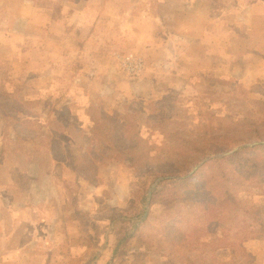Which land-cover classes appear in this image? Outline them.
Returning a JSON list of instances; mask_svg holds the SVG:
<instances>
[{"label":"crops","instance_id":"0c3cea01","mask_svg":"<svg viewBox=\"0 0 264 264\" xmlns=\"http://www.w3.org/2000/svg\"><path fill=\"white\" fill-rule=\"evenodd\" d=\"M188 1L193 6L200 0ZM201 1L197 11L187 9L186 0H159L153 15L149 14L151 8H145L140 21L148 29L153 27L148 30L149 37L136 30L131 25L133 21L117 18L110 10L106 19L101 12L94 16L78 7L75 10L67 0L46 2L44 8L32 2V33L21 38L22 46L13 48L11 37L6 45H0V264H166L163 257L146 252L135 237L140 220L145 217L130 218L129 225L134 228L130 226L132 230L127 233L122 223L125 218L121 216L131 208L111 206L110 199L105 197L109 194L106 186L83 181L87 186L79 189L76 177L67 169L68 160L58 157L54 146H43L39 141L48 138L54 120L59 119L45 107L51 108L56 102L58 108L62 106L64 94L59 98L61 93L55 94L56 90L69 85L79 88L76 80L88 53L98 64L93 69L99 65L101 68L103 62L111 70L116 47L130 46L131 52L136 50L148 64L140 81L152 79L161 71L154 86L161 91L166 86L182 89L185 82L206 75L229 77L248 73L264 77V3L230 12V0ZM88 27L91 30L86 40ZM94 38L104 52L84 51ZM9 51L32 56V83L26 82L30 76L28 70H23L27 67L25 60L19 55L12 58ZM73 68L77 70L70 74ZM89 81L85 92L71 100L70 115L80 118L75 125L88 123L83 104L90 99L95 101L89 97L94 80ZM116 84V99L124 96L134 101L130 82L121 79ZM31 86L29 95L24 89ZM19 93L32 101V135L39 136L32 140V177L23 176L19 164ZM125 116L128 114H120ZM63 119L61 116L59 123ZM11 130L14 134L16 130L17 135H8ZM7 151L10 152L6 154ZM10 155L12 159L8 160ZM28 165L31 166L30 160ZM99 177L110 185L109 171ZM70 182L78 189L73 194V204L67 199L66 184L70 186ZM97 194L107 199L104 206L97 205ZM84 202H91L92 206H83ZM118 229L123 230L119 236ZM259 246L255 252L258 259L264 255Z\"/></svg>","mask_w":264,"mask_h":264},{"label":"rangeland","instance_id":"374dc122","mask_svg":"<svg viewBox=\"0 0 264 264\" xmlns=\"http://www.w3.org/2000/svg\"><path fill=\"white\" fill-rule=\"evenodd\" d=\"M56 1L57 0H0V45H6L8 38L11 37L13 48L14 46H22L21 38L28 33H32V2L36 3L38 7L41 6L44 8V6L46 7V2L51 3ZM230 1L232 2V6L229 5L230 12H240L247 6L255 3H264V0ZM158 2L159 0H67L70 7L75 10H78V8L84 9L92 13L94 16H97L96 14H100L101 12L102 16L106 17V19L109 17L110 10L111 14L112 12L116 13L117 18L122 17L133 21L134 23H131V25L136 28V30L144 33L147 37H149V31H151V28L153 27L148 29L145 25H142L143 23L140 21V17L143 15V12H145V8H151L149 12L150 15L155 14ZM200 2L202 1H196L193 6H191L189 1L186 0V8L192 9L190 11L196 9L198 10L200 9ZM106 27H108V24H106ZM231 28L234 29L233 27ZM90 30L91 28L88 27L85 31L86 40H89L87 35L90 34ZM96 32H98V30H96ZM16 37H18V40ZM96 41L98 40L94 38L92 42H89L84 51H94L98 53L104 52V48H102ZM25 44L26 43H23V45ZM130 49V46L122 44L116 47L112 54L113 60L111 61H113V64H111V70L107 69L106 64L103 62L101 63V68L99 65L97 69H93V66L97 67L98 64H96V61H93L91 56L92 54H86L84 56L86 64L81 69L82 71L79 72L78 80H76L79 88L77 89V87L69 85L56 90L54 92L55 94L61 93L59 98L62 94H64L65 100L63 101L62 106L58 108L56 105L58 102H56L53 103L51 108L48 105L45 109L52 111L53 114L59 118L58 120H54L53 124L59 123L61 116H63V120H65L66 123L75 125V121H78L80 118L78 116H75L74 118L70 115L72 107L71 100H75L74 97L80 94V92H85L86 86L91 83L89 80H94L92 83L93 89L91 92L89 91V97L95 101L92 102L90 99L88 102L84 103L83 106L85 108L83 113L88 117V123H85V125L89 124L90 116L96 121L94 128L89 131L88 138L91 144V146H89V150H93L94 152L101 154V157H99L100 163H97L99 166V174L105 175L108 171L110 173V185H103L106 186V188L108 187L109 190V194L105 197L110 199L111 206L132 208L135 213L136 208L130 205L128 200L131 198L133 190H140L142 195H145L144 209L142 208L140 215L134 216V218H143L147 210V206L149 212L148 216L150 214L151 208L149 200L153 195V191L158 189L163 181V179L160 178L161 175L164 174V176H169L170 174H174L171 181L185 180L192 177L202 166L210 162L212 159L228 157L243 149L253 148L256 145L264 144V141L261 143L250 141L239 144L232 150L223 154L210 155L206 158H201L197 165L194 167L192 166L193 168L190 172L181 176L182 172L180 170L178 171L174 165L178 158L176 154H179V150L182 146L179 145L178 142L173 141V137L169 136V134L166 135L168 132H182L184 130V127L179 124L181 121L177 123V112L181 115H185L188 124H193L195 121L191 116L199 114V111L202 110L203 102H209V107L207 108H211L217 112H221L222 110L229 112L230 108L227 109L226 103V96L228 92L232 97L236 94H243L245 97L251 98V100H264V77L262 75L250 76V74L245 73L244 76H217L215 79L208 80L209 75H206L197 78L195 81L185 82L186 84L183 85L184 87H182V89L179 88L176 90L166 86L162 88L161 91L158 90V88L156 89L154 86L155 80L160 78L162 72L156 71L158 73L154 75L152 79H149L148 77L145 81H140V78L142 77L141 73L146 69L148 64L144 61L142 55L140 56V54H136V50L131 52ZM8 53L12 58L19 55L25 60L24 63L27 64V67L23 70H28V76H30V79L26 82L30 81V83H32V56L27 57L22 53H12L10 51ZM0 58H2V55H0ZM20 65L23 66L24 64L20 63ZM74 69L75 68H73L70 74L74 73ZM93 70L95 73H93ZM121 79L131 83V96L134 97V101L130 102L124 96L118 100L113 95L114 87ZM236 87H239V91ZM27 89L28 90L24 89V92L31 95L32 86L27 87ZM205 90L211 91L212 94L205 93L203 96H199L201 93L206 92ZM19 95L21 96V101L19 103L17 113L21 118L18 123L21 128V134L19 137L22 144L19 153L21 163L19 164H21L22 175L32 177V140H38L39 136L32 135V101L25 100L24 97L26 96L22 93H19ZM92 104L93 106H90ZM236 105L240 106L241 104ZM120 114H128V116H125L126 118H122L120 117ZM198 119L201 120L202 118L198 117ZM105 126L113 128V132L111 134H106L104 130ZM62 128L63 126H59L57 130H62ZM195 128L193 130H195ZM94 131L95 135H93ZM249 131L251 130L245 128V132ZM96 132L98 133L97 137ZM188 132L194 134L193 131ZM7 134H10L11 137L17 135L16 130L15 134L12 133V130L7 132ZM50 136L51 134H49L48 138L42 137L39 143L43 146H49L53 144V141L56 139L53 152L58 157L68 160L67 169L71 172L72 170L70 169V166L76 164L81 165L80 159L78 161L79 163H72L71 158H68V146L66 145L70 142L69 138L64 137L65 139H60L58 136L57 138L50 139ZM62 140L67 141L63 142ZM136 144L139 147L135 150H131L129 155L124 156L121 160H108V157L113 156L115 153L114 150L120 146L124 149L127 146H134ZM9 149L12 150V146H9ZM9 152L7 151L6 154ZM15 156L18 157L17 155ZM26 158L30 160L31 166L28 165V160ZM129 158L134 159L135 167L140 169L139 173H134L132 171L130 168L131 163L129 162ZM7 159H12V155H10ZM106 167L109 169H106ZM241 172L246 178H254L250 176L248 171L245 169ZM71 173L74 177H76L73 172ZM155 175H157V177H155ZM260 178L261 179L257 181L255 185L251 186L248 191L247 187L242 184H237L234 187V190L237 191L240 196L247 197V200L251 203L258 214V217L264 222V174ZM75 181L79 189H81L82 185L84 187L87 186V184H84V180H79L77 177L75 178ZM72 182H70V186L66 184L68 195L67 199H69L68 202L70 201V204H73V194L78 190L75 189L76 186ZM29 190H32V187L29 188ZM100 190L102 191L104 188ZM85 196L89 195L86 194ZM97 196H100L97 200L99 202L97 205L104 206L102 204H106L107 199L105 197L103 198L101 194H97ZM19 201L26 202L28 199H19ZM138 201L139 199L137 198L136 202ZM84 205L86 207H90L92 206V203L84 202L83 206ZM189 206L193 209L202 208V205L195 202L190 203ZM148 216L145 219H147ZM179 224V227L181 228L182 225L181 223ZM123 226L127 229V233L134 228L133 225L129 224H125ZM130 226L133 227L129 228ZM166 234L171 238L177 237V233H175V231ZM220 235V228L218 232L212 229L210 230V238H220ZM261 242L262 245L259 246ZM245 246L247 249L253 250L254 254L259 246L261 252L264 253V238L260 237L247 241ZM229 254L228 250L221 252V256L223 258H227ZM255 258L256 264H264V255L259 256V259L255 255Z\"/></svg>","mask_w":264,"mask_h":264},{"label":"trees","instance_id":"16d2710c","mask_svg":"<svg viewBox=\"0 0 264 264\" xmlns=\"http://www.w3.org/2000/svg\"><path fill=\"white\" fill-rule=\"evenodd\" d=\"M215 78L214 75L208 76V80ZM236 88L239 91V87ZM205 93L212 94L211 91H206L199 96ZM226 98L229 112H217L207 108L209 102H203L199 114L191 116L195 121L193 124L187 123L185 115L176 113L177 123L181 121L179 124L184 130L168 132L166 135L169 134L173 141L182 146L179 154L175 153L178 158L174 165L182 172L181 176L190 172L201 158L223 154L242 143L264 141V100H251L243 94L232 97L229 92ZM198 117L202 119L199 120ZM95 123L91 116L86 125H73L63 120L52 124L49 138H69L70 142L66 145L68 158H71L72 163H79V159L81 160V165L70 166L71 172L77 179L99 187L105 184L99 177L97 165L101 154L89 150L91 144L88 138ZM59 126L64 129L57 130ZM245 128L251 131L245 132ZM104 130L106 134H111L114 129L105 126ZM188 131H193L194 134ZM97 134L96 132V137ZM55 143L56 139L49 146H54ZM138 147L137 144L124 149L120 146L117 148L120 150L115 149L108 160L119 161ZM129 162L132 171L139 173L140 169L135 167L134 159L129 158ZM244 169L254 178L244 177L241 172ZM263 174L264 144L243 149L228 157L212 159L185 180L171 181L174 174H163L160 177L163 179L161 185L153 191L149 200L150 214L147 219L140 220L141 226L135 237L140 240L141 247L146 252L163 257L166 264H256L254 251L247 249L245 245L247 241L264 238V222L247 197L240 196L234 187L242 184L248 191ZM128 202L136 208V212L131 208L130 212L121 216L125 218L123 224H130V218L140 215L142 208L144 209L145 195L140 190H133ZM192 202L202 205V208H191L189 204ZM219 228L220 238H210V230L218 232ZM120 230L122 229L117 231L118 236ZM172 231L177 233V237L171 238L166 234ZM224 250L230 253L227 258L221 256Z\"/></svg>","mask_w":264,"mask_h":264},{"label":"water","instance_id":"95a60500","mask_svg":"<svg viewBox=\"0 0 264 264\" xmlns=\"http://www.w3.org/2000/svg\"><path fill=\"white\" fill-rule=\"evenodd\" d=\"M196 169H197V168H196ZM196 169H195V170H196ZM150 195H151V194H150ZM148 213H149V212H148V206H147V210H146V212H145V216H144L145 218L148 216Z\"/></svg>","mask_w":264,"mask_h":264}]
</instances>
